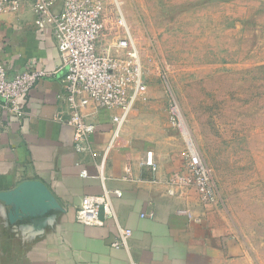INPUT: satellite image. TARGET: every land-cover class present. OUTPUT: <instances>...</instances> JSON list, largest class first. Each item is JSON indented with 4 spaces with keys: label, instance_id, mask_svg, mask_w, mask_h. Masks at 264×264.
Returning a JSON list of instances; mask_svg holds the SVG:
<instances>
[{
    "label": "crops",
    "instance_id": "0c3cea01",
    "mask_svg": "<svg viewBox=\"0 0 264 264\" xmlns=\"http://www.w3.org/2000/svg\"><path fill=\"white\" fill-rule=\"evenodd\" d=\"M35 20L32 0L0 19V61L11 65L10 75L30 61L49 71L62 66L55 37ZM63 76L59 70L33 87L22 99V120L0 114V264H256L218 204L203 203L193 188L168 193L165 178L184 159L172 167L155 152L159 169L152 171L143 163L147 151L127 140L125 129L120 146L109 152L106 184L123 191L114 205L120 222L133 230L129 247L112 245L118 237L113 221H78L84 196L103 191L97 162L113 127L111 112L99 110L92 118L98 123L94 154L75 150L73 128L56 120ZM127 164L135 180L121 179ZM83 169L90 176H82Z\"/></svg>",
    "mask_w": 264,
    "mask_h": 264
},
{
    "label": "rangeland",
    "instance_id": "374dc122",
    "mask_svg": "<svg viewBox=\"0 0 264 264\" xmlns=\"http://www.w3.org/2000/svg\"><path fill=\"white\" fill-rule=\"evenodd\" d=\"M119 2L149 95L124 135L169 166L183 161L186 144L170 123L166 71L216 179L217 206L255 263L264 264V0Z\"/></svg>",
    "mask_w": 264,
    "mask_h": 264
},
{
    "label": "built area",
    "instance_id": "2783aa9c",
    "mask_svg": "<svg viewBox=\"0 0 264 264\" xmlns=\"http://www.w3.org/2000/svg\"><path fill=\"white\" fill-rule=\"evenodd\" d=\"M39 29H49L59 48L63 63L60 69L49 71L30 61L24 70L10 75L11 65L0 61V114L8 113L22 120L26 112L22 99L45 77H55L64 71L63 89L57 95L61 102L56 120L74 130V148L78 153L94 154L92 136L98 123L93 120L99 110L111 112L112 136L97 162L96 176L101 180L100 194L84 196L77 209L78 221L87 225H104L113 221L118 237L114 247H129L132 228L123 225L114 205V197L121 196L120 188H110L106 182L109 152L116 140L122 138L124 128L136 108L149 100L148 83L141 51L128 25L119 0L109 6L107 0H32ZM22 0H0V19L7 13H17ZM162 81L169 97L170 123L184 138L186 149L180 169L168 174L165 182L168 193L175 195L180 187L193 188L207 205L218 204L220 191L209 164L193 134L183 107L166 71ZM152 171L159 169L154 150H148L143 162ZM82 176H90L87 169ZM121 179L132 181V165H126ZM133 264H144L133 262Z\"/></svg>",
    "mask_w": 264,
    "mask_h": 264
}]
</instances>
